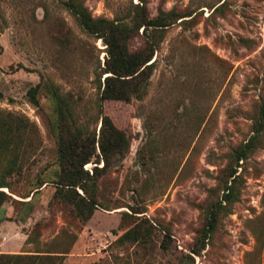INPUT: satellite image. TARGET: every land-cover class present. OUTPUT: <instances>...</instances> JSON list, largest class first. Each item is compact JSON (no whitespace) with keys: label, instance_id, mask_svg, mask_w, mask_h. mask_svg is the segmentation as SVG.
I'll use <instances>...</instances> for the list:
<instances>
[{"label":"rangeland","instance_id":"obj_1","mask_svg":"<svg viewBox=\"0 0 264 264\" xmlns=\"http://www.w3.org/2000/svg\"><path fill=\"white\" fill-rule=\"evenodd\" d=\"M83 1L96 17L129 21L140 1L151 17H185L165 29L146 95L101 101L107 45L64 0H0V110L37 127L22 174L4 188L11 198L0 253L69 247L63 264H183L220 193L212 190L227 179L232 153L253 135L264 104V0ZM145 41L141 29L132 49ZM42 78L72 97L85 133L99 134L102 108L130 139L129 151L90 180L98 200L90 219L57 194V102L45 89L39 106L28 97ZM261 139L239 167L238 200L195 264H264V133ZM95 160L85 165L92 175ZM143 217L153 224L148 241L117 242Z\"/></svg>","mask_w":264,"mask_h":264},{"label":"trees","instance_id":"obj_2","mask_svg":"<svg viewBox=\"0 0 264 264\" xmlns=\"http://www.w3.org/2000/svg\"><path fill=\"white\" fill-rule=\"evenodd\" d=\"M141 3L142 1L134 4L129 21H125L96 17L83 0H64L65 6L75 15L81 27L89 34L101 38L107 45V56L98 78L101 101L131 102L135 98L142 99L148 91L155 70L154 56L164 38L165 29L178 19L185 17L179 16L174 11L161 12L160 15L151 17L147 13V8ZM141 29L146 36L145 44L132 49L131 40L140 34ZM41 89H45L57 102L56 134L59 168L55 180L57 194H60L65 201L75 204L78 212L85 219H90L98 205L96 192L90 180L101 176L109 169L116 155L123 156L129 151L130 139L117 127L109 115L103 113L102 108L99 117L101 122L99 134L97 129L91 133H85L77 124L72 97L62 94L58 86L44 81L43 78L28 91L29 100L36 106L40 105L38 94ZM3 95L0 91V98ZM253 132L250 139L232 153V165L227 179L212 190H219L220 193L206 209L204 228L191 252L186 255L183 264H195V256L201 255L206 249L218 229L221 217L230 213V206L238 200L239 167L241 162L247 160L261 143L264 133V104L260 106V111L254 120ZM36 142L37 127L28 116L0 110V219L5 215L3 205L11 198L4 188L13 189L10 177L14 174H22L23 161L29 153L28 147H34ZM94 158L97 165L92 175L85 169V165ZM101 161L103 165L99 167ZM79 189L84 191V195L79 192ZM142 212L138 209L133 210L134 214ZM152 227L151 221L143 217L120 236L117 242L122 244L148 241L152 236ZM69 249L68 247L65 250L22 254L0 253V264H63L61 257L69 253Z\"/></svg>","mask_w":264,"mask_h":264}]
</instances>
